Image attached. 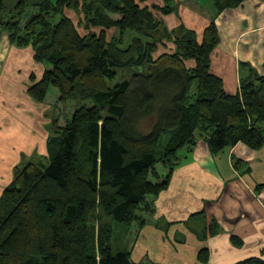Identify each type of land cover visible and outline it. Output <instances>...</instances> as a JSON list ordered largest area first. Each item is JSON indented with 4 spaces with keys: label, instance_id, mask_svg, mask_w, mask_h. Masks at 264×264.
Returning <instances> with one entry per match:
<instances>
[{
    "label": "trees",
    "instance_id": "1",
    "mask_svg": "<svg viewBox=\"0 0 264 264\" xmlns=\"http://www.w3.org/2000/svg\"><path fill=\"white\" fill-rule=\"evenodd\" d=\"M142 1L16 0L10 7L0 0V38L31 46L44 65L39 78L30 75L27 94L43 103L54 87L61 105L76 102L70 119L55 120L49 132V163L16 167L0 196V264H158L135 262L129 249L115 247L114 224L142 228L180 152L199 139L213 154L239 142L264 146V74L243 64L249 76L228 93L210 71L219 42L214 20L199 38L157 17L175 11L174 0ZM213 1L220 13L244 0ZM66 11L82 16L79 24ZM116 69L132 72L110 85Z\"/></svg>",
    "mask_w": 264,
    "mask_h": 264
},
{
    "label": "crops",
    "instance_id": "2",
    "mask_svg": "<svg viewBox=\"0 0 264 264\" xmlns=\"http://www.w3.org/2000/svg\"><path fill=\"white\" fill-rule=\"evenodd\" d=\"M174 2L176 12H156L169 29L183 23L201 38L205 26L214 20L219 42L211 53L210 71L222 79L228 93H236L240 78L249 76L243 64L264 74V0H244L220 13L213 0ZM142 4L163 5L164 1L143 0ZM1 41L9 42L6 34ZM168 47L174 50L173 43ZM6 49L0 52V196L12 181L14 169L28 161L23 153L43 155L47 147V132L38 135L36 131L47 101L34 102L27 94L26 81L17 75L20 67L27 70L35 63L44 70V65L36 63L33 52L24 48L10 45ZM263 183L264 146L253 150L239 142L213 154L199 139L182 156L168 187L155 200V211L135 241L140 252L135 262L143 257L158 264L264 259V186L257 187ZM203 250L206 260L201 261L198 255Z\"/></svg>",
    "mask_w": 264,
    "mask_h": 264
},
{
    "label": "rangeland",
    "instance_id": "3",
    "mask_svg": "<svg viewBox=\"0 0 264 264\" xmlns=\"http://www.w3.org/2000/svg\"><path fill=\"white\" fill-rule=\"evenodd\" d=\"M15 1L16 0H7L8 6H10V7L13 6ZM30 11L34 12V9L30 10ZM66 14L72 18V20L74 21L75 24H79V20L82 18V16H78L72 11H66ZM113 17L117 18L118 16L116 15ZM78 29L80 32L84 31L82 26H78ZM114 33H115V29L112 28V29L108 30L107 31V37L109 38ZM130 35H131V32L128 31L127 32V38H126V41L124 43H127L131 40ZM1 42L2 41L0 38V52L7 50L6 48H8V49L10 48V45H11V44L9 45L10 42H6L5 44H1ZM31 49H32L31 46L24 48V50L28 53H29V51L32 52ZM160 51H163V49L161 48ZM248 65L251 66L253 71L257 72L256 69L251 64L248 63ZM20 68L21 69H19V71L17 72V75L22 76L23 81H26L25 86L28 85V83H29L28 80L30 79V75H35L36 78H39L43 72V66H41L39 64H35V63H33L31 65V67L27 68V70H25L23 67H20ZM131 72H132L131 70L116 69L117 74H116L115 79H113L112 81H108V83L110 85L115 84L122 79V76L124 75V73L126 74L125 77H128V75L131 74ZM18 85H19V87L21 86L20 82L18 83ZM57 93H58V91L56 90V88H54V87L49 88V91H48L46 99H45V101H47V103H46L47 107L45 106V108L43 109L42 120H41V122L39 120V123L37 124V127H36V131H37L38 135H41V131H43L42 135L45 134V131L47 132V134H46L47 138L45 139V144H44L45 146H46V142L48 140L49 132L51 135L54 134L52 127H53L55 120H56L58 126H63L64 123L70 119L72 112L74 110V107L76 106L75 101H71L66 106L61 105L57 100V98H58ZM85 103H87L88 105H91L92 100H87ZM32 116L35 117L34 114ZM39 116H41V115H39ZM46 148L43 150V155L37 154L36 152H32L30 155H26V152H24L23 155L27 156L30 161L35 162V163H39L42 167H44L50 161V158L48 156V149H46ZM183 154L185 155L184 150L180 152V155H183ZM180 158H182V156H180ZM205 178L209 182H211V183L213 182V180L210 177H205ZM197 196H198V198L200 197V195H197ZM146 217H148V216H146ZM150 217H149V220L147 219V223L145 225H147L149 223ZM137 226L138 225L134 223L132 226L126 227L124 224L116 222L114 224V230H113V237H114L113 238V244H114V246L117 248L129 249L131 252V258L133 261L139 260V258H140V252L138 250V246L137 245L135 246V241L138 238V234H139L140 230L144 227L143 226L142 228H140ZM145 259H148V258L143 257L141 260L145 261Z\"/></svg>",
    "mask_w": 264,
    "mask_h": 264
}]
</instances>
